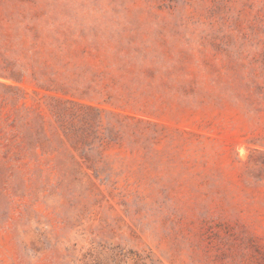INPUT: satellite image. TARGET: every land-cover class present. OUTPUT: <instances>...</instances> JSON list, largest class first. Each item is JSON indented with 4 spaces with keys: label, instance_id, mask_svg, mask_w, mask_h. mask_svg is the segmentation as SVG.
I'll list each match as a JSON object with an SVG mask.
<instances>
[{
    "label": "rangeland",
    "instance_id": "1",
    "mask_svg": "<svg viewBox=\"0 0 264 264\" xmlns=\"http://www.w3.org/2000/svg\"><path fill=\"white\" fill-rule=\"evenodd\" d=\"M0 264H264V0H0Z\"/></svg>",
    "mask_w": 264,
    "mask_h": 264
}]
</instances>
